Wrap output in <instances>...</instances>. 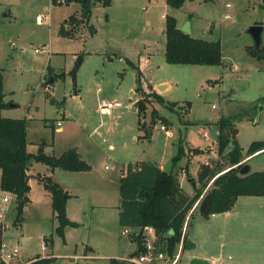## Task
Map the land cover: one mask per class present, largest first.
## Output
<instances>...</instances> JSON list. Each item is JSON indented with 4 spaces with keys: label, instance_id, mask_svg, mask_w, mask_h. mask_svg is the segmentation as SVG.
I'll return each mask as SVG.
<instances>
[{
    "label": "rangeland",
    "instance_id": "rangeland-1",
    "mask_svg": "<svg viewBox=\"0 0 264 264\" xmlns=\"http://www.w3.org/2000/svg\"><path fill=\"white\" fill-rule=\"evenodd\" d=\"M95 1L89 23L75 27L72 39L62 36L60 28L72 15L81 17L80 5L0 0V88L4 102L17 105L13 114L27 120L28 151L44 149L47 154L60 155L70 144L97 142L91 176L106 186L99 191L101 197L82 195V204L77 202L80 225L71 235L73 246L66 247L56 233L57 222L52 221L44 190L34 183L32 194L37 202L28 212L24 210L23 227L14 223L16 204L8 215L10 229L1 233L0 224V243L21 246L18 264L37 256L45 259L54 252L62 256L61 264H73L70 256L88 253L87 246L95 248L97 258L78 264L127 259L137 244L122 235L126 228L119 224L116 207L121 204L118 176L121 169H127L125 163H160L163 159L166 171L177 174L179 180L181 175L182 187L190 193L189 180L196 179L199 186L202 165L227 164L219 153L221 118L234 119L236 141L244 156L253 142L264 141V60L253 57L254 41L249 33L252 26L264 27V0H186L181 9L168 6L166 0H111L109 7ZM227 15L231 18L225 19ZM163 16L176 18L180 29L190 23V36L195 39L220 41L222 65L167 63ZM262 38L264 46V31ZM50 68L64 76L53 83ZM139 86L166 104H177L171 110L152 100L146 123L155 110L168 122H158L151 140L140 139L139 114L132 110L141 100ZM103 100L122 107L105 117L100 112ZM57 122L62 123L63 133L58 132ZM180 143L184 154L175 165ZM248 160L252 173L264 172V152ZM36 166L42 173L47 169L40 163ZM64 181L76 184L79 179L74 176ZM225 214L204 218L198 210L188 227V240L196 248L184 249L180 264L194 258L216 259V264H264V197H241ZM44 235L53 236L54 249L43 250Z\"/></svg>",
    "mask_w": 264,
    "mask_h": 264
},
{
    "label": "trees",
    "instance_id": "trees-1",
    "mask_svg": "<svg viewBox=\"0 0 264 264\" xmlns=\"http://www.w3.org/2000/svg\"><path fill=\"white\" fill-rule=\"evenodd\" d=\"M168 6L181 9L186 0H166ZM215 0H206L214 2ZM55 6L72 3L81 7V17L72 15L66 19L61 28L60 34L64 37L74 38L75 30L83 21L88 22L93 15V9L96 6L95 0H52ZM104 7L111 5V0L100 1ZM70 24H73L72 29ZM67 27L69 29H67ZM166 62L172 65H191V66H221L223 63L222 43L220 41L210 42L201 39H195L181 31L177 19L166 17ZM263 54L259 55L252 49L253 57L259 61L264 60ZM51 81L54 83L57 78H62L64 74H56L49 69ZM50 82V81H49ZM2 75L0 73V87ZM138 91L141 94V100L136 103L139 114V131L143 134L140 139L150 140L153 135V129L159 121L167 124L168 120L159 115L155 110L149 124L146 123L147 111L153 99L157 103L168 106L174 110L175 103L166 104L164 100L156 93H146L139 86ZM5 95L0 88V189L4 192H11L17 196L15 225H20L24 220V210L29 200L31 191L29 171L34 163L46 165L52 171L61 170L64 172H89L91 166L82 159L80 154L72 150L65 152L57 157L45 152L44 149L37 153L28 151V128L26 119H12L2 116L3 110L9 108L11 104L4 102ZM188 111L191 104H187ZM218 145L221 157L227 161V164L217 163L211 167L202 165L198 172L199 186L195 189V195L190 197L181 187L177 174L162 170L157 164L151 162H138L128 164L127 169L123 171L120 180L121 205L119 213V224L123 228L134 230L132 240L137 244V250L130 256L136 257L144 252L143 231L146 227L155 229L157 236L164 245V249L171 257L177 252L178 245L183 236V226L186 217L192 207L206 195L211 194L210 215L221 214L231 211L241 197H264V172H250L247 175H241V169L244 160L258 156L264 152V141L253 142L246 153L237 144L236 136L238 130L234 119L221 118L219 121ZM234 144L237 151L225 153L230 146ZM184 154L183 146L180 143L178 153L173 158L176 165ZM249 161V160H248ZM189 178L190 175H188ZM38 181L52 198L53 220L57 222L56 233L63 242H66L65 231L68 227L77 228L78 223L71 221L67 215V201L64 197L66 192L51 176H38ZM213 181L209 187L210 182ZM209 189L207 190V188ZM207 190V193L204 192ZM201 204V203H200ZM200 208L192 214L191 219ZM188 240V234L185 236V243ZM47 249L53 248V236L44 238ZM54 259H42L37 256L27 264H52ZM110 264H128L120 259H110Z\"/></svg>",
    "mask_w": 264,
    "mask_h": 264
},
{
    "label": "crops",
    "instance_id": "crops-1",
    "mask_svg": "<svg viewBox=\"0 0 264 264\" xmlns=\"http://www.w3.org/2000/svg\"><path fill=\"white\" fill-rule=\"evenodd\" d=\"M163 18L166 19V16H163ZM40 19H41V17L39 16L38 17V22H39V24H42L43 22ZM177 22H178V20H177ZM178 26H179V28L181 27L180 24H179V22H178ZM191 28H192L191 29V33H193V26L192 25H191ZM132 95H134L133 92H132ZM76 98L81 101V99H80V97H79L78 94L76 95ZM15 108H17V105L16 104L11 105L9 108L3 110L2 116L5 117V118L20 119V118H17V116H15L13 114V110ZM132 110L133 111H138L137 108H136V104L134 105V108ZM101 114H102V112H101ZM103 116H105V115H103ZM105 117H110V116H105ZM57 130L60 133H63L65 131L63 125H62L61 128H58L57 127ZM218 134H219V130H218ZM151 139H152V137H151ZM74 145H76V146H74ZM69 147H71V148H68L67 150L64 149L60 155H56L55 154V156L59 157V156L63 155L65 152L70 151L71 149L72 150L73 149H76V151L80 154V156L82 157V159L85 160L91 166L92 156H95L96 154H98L97 153V150H98V144H97V142H92V144H88V146H84V145L82 146L81 144H79V145L78 144H70ZM160 161L161 162L159 163L158 161L152 162V161L138 160L136 162L129 161V162L125 163V164L128 165V164H136L138 162H151V163L157 164L162 170H166L165 169V161L163 159L160 160ZM246 162H248V159H247ZM36 164L37 163H34L31 166L30 171H29V175L31 176V179H30L31 191L29 193V200H30V202L26 206L25 211L28 212L29 209H30V207L33 206V203L34 202H37V199L32 194L33 185H34V183H37L38 185H40L43 188V190H44L43 191L44 192V196H45V198L48 199V201L50 203V207H51V217H52V221L54 222V220H53V210H52V198H51L50 194L44 189L43 185L37 179V177L39 175L40 176H51L54 179V181H56L64 189V191L66 192V194L69 195V198L67 200V206H66L68 218L71 221H73L75 223H78L80 225V221L77 218L78 217L77 216V209H80V208L78 207V203L77 202H80L79 204H82L81 203L82 200H83L82 195H87L89 197L91 196V197H95V198L101 197V192H99V191H101L102 189H105L104 187H106L102 183H100V180L97 179V177L96 178H92L91 175H94L92 173L93 172V167L91 166V171H89V172L74 173V172H64V171H61L59 169L52 171L50 168H48L45 165L47 169L45 170V172L42 173V172H39L38 171V167L36 166ZM120 172L121 173L118 176L119 183H120V180H121V177H122V174H123V170L121 169ZM74 176H75V178H78L79 179V181H77L76 184H70L68 181H64V179L65 180H68L69 178H72ZM193 177H195V176H193ZM192 179H194V178H192ZM0 180H1V171H0ZM96 181H99V182H96ZM190 181H191V179L189 180V183H190V186L193 188L192 183ZM182 182H183V177L180 175L181 187H182ZM119 189H120V186H119ZM182 189L185 191V189L183 187H182ZM185 192L190 197H193L195 195V188H193L190 191V193L187 192V191H185ZM102 197L106 198V195L103 194ZM239 199H238V201H239ZM39 202H40V199H39ZM46 204H47V207H48V203H46ZM120 205L121 204H119L118 206H116L117 209H118V214L120 213L119 212ZM228 213H226L225 216H227ZM23 222H24V220H23ZM20 226L23 227V223L20 224ZM76 229H78V228L68 227L66 229V231H65V236H66V242H65V244H66V247L73 246V245H71L73 243V241L71 240V235L73 234V232ZM188 235H189V233H188ZM43 238H48V237L46 235H44ZM54 243H55V240H54ZM194 245H195V248H196V244L195 243H194ZM87 247L89 248L88 253L91 254V255H93V256H95V253H96L95 248H92L90 246H87ZM53 249H54V246H53ZM45 251H47V250H45ZM75 251H76V248H75ZM75 255H77V254H74V255L70 256L69 260L71 259V257H73ZM48 257H52L54 259V261H53L52 264H61L60 263V260H59L60 258H62L61 255H55V252H54V253L50 254ZM197 259H199V258H197ZM200 259L206 260L204 258H200ZM27 263L28 262H26L24 264H27ZM64 264H69V262H66Z\"/></svg>",
    "mask_w": 264,
    "mask_h": 264
},
{
    "label": "built area",
    "instance_id": "built-area-1",
    "mask_svg": "<svg viewBox=\"0 0 264 264\" xmlns=\"http://www.w3.org/2000/svg\"><path fill=\"white\" fill-rule=\"evenodd\" d=\"M230 5H228V8ZM231 17L227 15L225 19H230ZM41 20V19H40ZM37 53H40V50H36ZM121 104L114 103L110 101L103 100L100 105V111L105 116H112L114 111L118 108H121ZM215 107V106H214ZM57 127L61 128L62 123L58 122ZM164 130L165 127H162ZM167 131V130H166ZM203 199V197H202ZM17 196L11 192H4L0 189V224H1V233L8 231L10 225L7 223L8 215L10 208L13 204H16ZM201 200L198 201L188 213L186 220L183 226V236L178 245L177 252L173 257H171L164 249V245L156 234V231L152 227H146L143 231V247L144 252L136 257H129L123 259L128 264H180L182 261L183 251L185 249V236L188 234L189 225L191 223L192 214L196 211L197 208H200ZM136 233V232H134ZM133 233V234H134ZM132 229L126 228L122 235L132 237ZM137 234V233H136ZM43 250H47L46 244L43 241L42 244ZM21 246L19 244H9L3 240L0 243V264H18L17 259L20 257ZM97 257L84 253L81 255H75L71 257L73 264H78L79 262L92 261ZM210 264H216V259L212 260Z\"/></svg>",
    "mask_w": 264,
    "mask_h": 264
},
{
    "label": "water",
    "instance_id": "water-1",
    "mask_svg": "<svg viewBox=\"0 0 264 264\" xmlns=\"http://www.w3.org/2000/svg\"><path fill=\"white\" fill-rule=\"evenodd\" d=\"M182 32H184L187 35L191 34V28H190V23H187V25L181 29ZM263 31H264V27L263 26H252L249 29V33L251 34L253 41H254V49L256 50V52L261 55L263 54L262 52V47H263ZM73 152L76 151V149L72 150ZM232 151H237V147L234 144H230V146L228 147L225 156H227L230 152ZM251 172V168L247 165L244 164L243 168L241 169V175H247ZM192 183L193 188L196 189V179H191L190 181ZM69 198V195H65L64 199L65 201H67ZM212 200V195L208 194L206 195V197H204V199L202 200L201 204H200V209L199 212L200 214L204 217V218H208L210 216V202ZM185 249L187 251H191L193 249H195V245L194 243H192L191 240H187L186 244H185ZM189 264H210L209 261L206 260H202V259H197L194 258L192 259Z\"/></svg>",
    "mask_w": 264,
    "mask_h": 264
}]
</instances>
